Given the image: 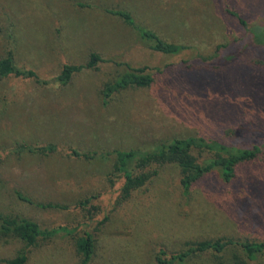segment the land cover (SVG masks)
I'll list each match as a JSON object with an SVG mask.
<instances>
[{"label":"rangeland","instance_id":"374dc122","mask_svg":"<svg viewBox=\"0 0 264 264\" xmlns=\"http://www.w3.org/2000/svg\"><path fill=\"white\" fill-rule=\"evenodd\" d=\"M107 9L128 11L183 49H149ZM223 9L246 25L264 22V0H0V57L10 50L38 80L10 74L0 79V213L22 215L41 228L61 224L75 226L73 234L88 231L95 247L86 264H155L159 245L182 250L203 239H264V155L236 164L229 183L207 174L186 198L173 164L138 161L132 176L149 178L126 198L110 175L115 150L144 152L243 119L264 125V52L232 60L224 70L209 62L242 33ZM91 52L99 58L94 68L84 66ZM64 62L82 67L60 83L55 77ZM129 67L143 68L150 84L114 92L103 104L104 83ZM22 143L54 149L15 154ZM73 149L78 156L68 154ZM14 190L29 202L17 200ZM20 251L24 264H82L63 231L31 247L0 238V260ZM205 258L186 264H209Z\"/></svg>","mask_w":264,"mask_h":264},{"label":"trees","instance_id":"16d2710c","mask_svg":"<svg viewBox=\"0 0 264 264\" xmlns=\"http://www.w3.org/2000/svg\"><path fill=\"white\" fill-rule=\"evenodd\" d=\"M223 11L235 17L242 27V33L231 39L217 50L215 61L219 67L225 66L232 60L241 62L247 55L255 50L264 52V22L246 25V22L235 12L228 9ZM107 12L119 16L126 24L130 25L138 37L143 40L153 51L165 54H174L183 49L180 44L167 42L161 39L154 31L134 21L130 13L123 9H107ZM96 53H89L84 66L94 68L98 60ZM263 66H264V59ZM207 62V61H205ZM225 64V65H224ZM82 66L64 62L61 64L55 80L66 83L80 70ZM220 68V67H219ZM17 78L32 79L37 82L36 74L27 68H20L14 61L10 50L0 57V79L6 75ZM151 75L144 72L141 67H129L123 69L113 78L104 83L101 90V102L105 104L110 96L127 87H145L150 84ZM54 146L18 144L13 148L17 155L21 153H41L46 155L52 152ZM69 155L78 156L77 150L68 152ZM107 154V153H105ZM83 157H89L82 154ZM264 155V125L252 119H243L232 125L219 127L209 135H197L185 138H174L167 143L156 145L153 149L140 152L135 150H115L111 177L117 178V184H121L119 191L121 197L126 198L132 190L138 189L149 176L141 173L133 175V170L141 164L155 163L161 167L166 164L176 166L177 185L182 197L188 196L192 185L204 178L209 173H214L223 183H229L234 177V167L242 161L254 159ZM13 196L19 201L29 202L27 197L18 191H12ZM92 196L78 201V205H85ZM46 207L68 209L65 205L48 203ZM63 231L71 235L72 246L80 257L82 264H86L92 258L95 242L88 231H82L80 235L76 227L68 230L67 225H57L53 228H41L37 222L12 212L0 213V238H15L21 240L25 247H31L38 238H50L57 232ZM72 232V233H71ZM207 256L209 264H261L264 259V239H238L231 237H218L215 239H203L189 243L182 250H167L159 245L155 248L153 261L155 264H186L193 258ZM26 254L20 251L17 255L1 259L2 264H24Z\"/></svg>","mask_w":264,"mask_h":264}]
</instances>
